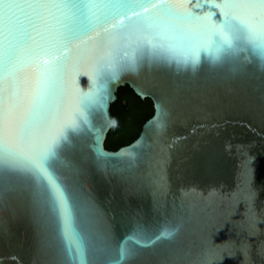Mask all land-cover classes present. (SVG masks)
Listing matches in <instances>:
<instances>
[{
	"label": "water",
	"instance_id": "obj_1",
	"mask_svg": "<svg viewBox=\"0 0 264 264\" xmlns=\"http://www.w3.org/2000/svg\"><path fill=\"white\" fill-rule=\"evenodd\" d=\"M168 2L195 34L196 47L208 49L195 67L144 60L115 70V79H109L90 55L100 39L97 31L107 25L67 46L47 31V42L33 34L47 51L38 52V65L20 73L22 91L34 90L37 67L49 66L45 60H67L58 92L49 91L44 99L56 125L38 141L13 138L11 144L31 156L63 129L52 167L70 197L83 255L71 229L62 238L63 222L34 179L5 169L0 171V264H264V59L234 48L230 57L211 62L206 57L215 39L211 33L220 27L213 15L221 11L220 0ZM52 12L63 20L67 9ZM103 12L91 9L93 19ZM48 25L59 27L52 17ZM124 86L151 100L154 114L134 142L107 151L109 108ZM27 109L25 101L18 109L21 119Z\"/></svg>",
	"mask_w": 264,
	"mask_h": 264
},
{
	"label": "snow or ice",
	"instance_id": "obj_2",
	"mask_svg": "<svg viewBox=\"0 0 264 264\" xmlns=\"http://www.w3.org/2000/svg\"><path fill=\"white\" fill-rule=\"evenodd\" d=\"M96 7H102L104 12L93 19L91 9ZM216 7L221 11L213 15L220 27L211 33L215 39L210 42L211 53L206 58L215 63L230 57L234 48H248L264 59V0H220ZM53 9H67L63 20L55 16ZM49 17L57 19L59 27L50 29ZM184 20L168 0H106L99 5L87 0H0V171L23 172L34 179L39 193L63 222L62 238L69 229L76 236L81 258L84 242L72 226L70 197L52 167L63 129L31 156L15 150L11 144L13 138L19 142L38 141L49 126L56 125L54 110L45 105L44 99L49 91L58 92L67 60L57 56H52L51 64L45 60L44 64L49 66L37 67L40 75L34 90L22 91L25 80L20 73L30 64L38 65V52L47 51L33 34L47 42V31L52 40L67 46L81 35L107 25L102 32L97 31L100 39L90 55L101 74L115 79V70L133 68L144 60H175L177 66L195 67L200 52L208 49L196 47V36L184 27ZM185 46L188 51H184ZM25 101L28 109L21 119L18 109ZM160 115L158 110L157 120ZM170 235L161 233V237ZM66 251L74 261L70 244H66ZM123 256L121 249V259Z\"/></svg>",
	"mask_w": 264,
	"mask_h": 264
},
{
	"label": "trees",
	"instance_id": "obj_3",
	"mask_svg": "<svg viewBox=\"0 0 264 264\" xmlns=\"http://www.w3.org/2000/svg\"><path fill=\"white\" fill-rule=\"evenodd\" d=\"M153 114L151 100L140 99L128 86L118 88L116 100L109 108L112 127L104 142L105 150L114 152L130 145Z\"/></svg>",
	"mask_w": 264,
	"mask_h": 264
},
{
	"label": "clouds",
	"instance_id": "obj_4",
	"mask_svg": "<svg viewBox=\"0 0 264 264\" xmlns=\"http://www.w3.org/2000/svg\"><path fill=\"white\" fill-rule=\"evenodd\" d=\"M175 231H177V230H173V232H172L171 234H174V233H175Z\"/></svg>",
	"mask_w": 264,
	"mask_h": 264
}]
</instances>
